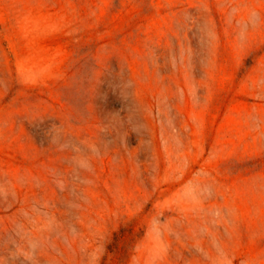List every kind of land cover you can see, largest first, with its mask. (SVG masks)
<instances>
[{"label":"rangeland","instance_id":"rangeland-1","mask_svg":"<svg viewBox=\"0 0 264 264\" xmlns=\"http://www.w3.org/2000/svg\"><path fill=\"white\" fill-rule=\"evenodd\" d=\"M0 264H264V0H0Z\"/></svg>","mask_w":264,"mask_h":264}]
</instances>
